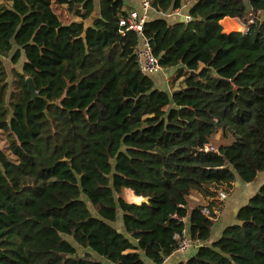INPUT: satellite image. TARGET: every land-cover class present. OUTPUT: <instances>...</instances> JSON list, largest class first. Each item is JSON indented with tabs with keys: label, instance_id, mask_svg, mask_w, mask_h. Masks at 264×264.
<instances>
[{
	"label": "trees",
	"instance_id": "obj_1",
	"mask_svg": "<svg viewBox=\"0 0 264 264\" xmlns=\"http://www.w3.org/2000/svg\"><path fill=\"white\" fill-rule=\"evenodd\" d=\"M149 1L165 16L185 5ZM124 8L0 0V57L26 60L10 73L0 61V264H162L185 230L197 252L179 264H264V183L216 241L224 201H211L264 174V0H197L188 23L147 21L170 92L140 72ZM251 12L249 32L224 33ZM218 134L229 142L204 151Z\"/></svg>",
	"mask_w": 264,
	"mask_h": 264
},
{
	"label": "crops",
	"instance_id": "obj_2",
	"mask_svg": "<svg viewBox=\"0 0 264 264\" xmlns=\"http://www.w3.org/2000/svg\"><path fill=\"white\" fill-rule=\"evenodd\" d=\"M123 2L125 5L124 9L127 13L132 12V11H141L140 0H123ZM193 5H191V4L188 6L184 5L181 11L174 13L172 15H168V16H165L162 14H157L156 12H154L152 10L149 12L148 21L153 20V19H157V18H162V17L169 20L170 23L173 21H176V20L182 21V19L184 17L189 15L190 9L192 8ZM61 10H62V8H61ZM56 14L61 17L59 12ZM221 26L224 30V33H226V34L232 33L231 31H239L240 30V32H242L243 27H244L242 22H240L239 20H236V19H231V18H225L223 21H221ZM0 61L4 62L8 71H9V67H10L11 68L10 72L13 68L22 72V68L18 69L16 66L13 67V65L10 62V59H5V58L0 57ZM159 73H161L160 76L158 75ZM159 73L156 74V75H158V77L152 78L154 83H155V81H157V83H155V85L158 88H160L159 86H164V83H163L164 80L162 79L163 76H166V79L167 78L169 79L171 77L172 73H174V71L162 69ZM219 136L220 135L215 136L213 142H215V140H218L220 138ZM263 183H264V174H261L259 176V178L257 179V181H255L254 183H251V184H244L239 179L237 180V182L235 183L233 193L230 196H228L227 199L223 202L224 207H223L222 212L219 214V216L220 215L221 216L219 218V221L213 227L212 241L218 240L223 235L226 228H228L229 226L234 225L236 223V221H237L236 217H237L239 209L241 207H243L244 205H246L255 196V194L259 191V189L263 185ZM129 193H131V190L127 191V195H126L125 200L128 203H134V202H131V200L129 199V197H130ZM127 199L130 201H128ZM188 200H189V203L191 206H199V205H206L207 204V202H205L203 200V198H201L197 195L190 196ZM218 200H219V196L215 197L214 199H211V201H218ZM134 204H137V203H134ZM121 227H122V224H121ZM121 230H122V228L121 229L119 228V231H121ZM191 249H194V250L192 252L188 251L184 254L183 253H176V252L173 253L167 259V262L165 264H179L180 262H187L192 256H194L196 254L197 246H193ZM147 263H150V262L147 261Z\"/></svg>",
	"mask_w": 264,
	"mask_h": 264
},
{
	"label": "built area",
	"instance_id": "obj_3",
	"mask_svg": "<svg viewBox=\"0 0 264 264\" xmlns=\"http://www.w3.org/2000/svg\"><path fill=\"white\" fill-rule=\"evenodd\" d=\"M141 2V11H132L129 12L127 17L122 19L120 22V27L123 29L120 31L122 36H125L127 33L132 32L139 38V43L135 48L134 56L138 64L139 70L142 74L153 76L156 75L159 71L162 70L159 59L154 55L151 40L145 36L144 26L149 19V12L151 10V4L149 0H140ZM185 21L188 23L191 21L190 16L185 17ZM255 16L251 12L249 15L248 25L245 27V32H249V25L254 24ZM206 152H216V149L211 145L205 148ZM227 195L225 193L219 194V199L225 201ZM207 216L210 215L208 210L204 211ZM186 222V220H183ZM178 241L176 253H186L188 252L194 244L191 241V238L187 231L183 232V236L175 237ZM168 259V258H167ZM167 259L164 260L162 264L167 262ZM154 264V263H151Z\"/></svg>",
	"mask_w": 264,
	"mask_h": 264
},
{
	"label": "rangeland",
	"instance_id": "obj_4",
	"mask_svg": "<svg viewBox=\"0 0 264 264\" xmlns=\"http://www.w3.org/2000/svg\"><path fill=\"white\" fill-rule=\"evenodd\" d=\"M196 0H185V5L186 6H188V5H193L194 4V2H195ZM190 3V4H189ZM54 11L56 12V13H58L59 12V14L61 15V19H62V21H64L65 23H68L69 21H70V16L68 15V13H67V11L64 9H62L61 10V8H58L57 6H55L54 8ZM98 15H99V5H98V2H97V4H96V10H95V13H94V15H93V19H95L96 17H98ZM91 23V21H89L87 24L89 25ZM224 31V30H223ZM243 31H244V33H245V27H243ZM232 33L233 32H240V30L239 31H231ZM25 62H26V60L23 58L21 61H20V63L18 64V66H16L18 69H21L22 68V72H23V65L25 64ZM10 67H9V72H10ZM174 71V70H173ZM160 72V71H159ZM158 72V73H159ZM157 73V74H158ZM160 74L161 73H159L158 75L160 76ZM158 75H153L152 76V78H156V77H158ZM175 75V72L174 73H172V75H171V77L168 79H166V76H163V80H164V86H159L161 89H163V90H165V91H168V92H170V82H172V80H173V76ZM155 83H157V81H155ZM218 135H220L219 137V139L218 140H215V142H213V145L212 146H215V147H218V146H220V145H224V144H227V142H229V141H224L223 139H222V136H221V134H218ZM5 140L3 139V135L0 133V148H4L5 146ZM127 191L128 190H124L123 191V194H122V196H123V198L125 199L126 198V195H127ZM128 200V199H127ZM141 204V203H140ZM221 216V215H220ZM220 216L217 218V221H216V223L219 221V218H220ZM236 223H237V221H236ZM121 225V223H118V224H116V226L117 227H119ZM194 249H190L189 251L190 252H192ZM80 253H83V251H81Z\"/></svg>",
	"mask_w": 264,
	"mask_h": 264
},
{
	"label": "water",
	"instance_id": "obj_5",
	"mask_svg": "<svg viewBox=\"0 0 264 264\" xmlns=\"http://www.w3.org/2000/svg\"><path fill=\"white\" fill-rule=\"evenodd\" d=\"M181 22H185V17L182 19ZM26 82L28 84V91L32 95L33 100L36 99V97L38 96V94H37V90H36V86H35L34 82L30 78L27 79ZM147 201H148V199H144L143 202H147Z\"/></svg>",
	"mask_w": 264,
	"mask_h": 264
},
{
	"label": "bare ground",
	"instance_id": "obj_6",
	"mask_svg": "<svg viewBox=\"0 0 264 264\" xmlns=\"http://www.w3.org/2000/svg\"><path fill=\"white\" fill-rule=\"evenodd\" d=\"M129 195H130L129 199L131 200V202H134V203H137L140 205V203H142L144 201L143 199L135 196L132 191H131V193H129ZM130 200H128V201H130Z\"/></svg>",
	"mask_w": 264,
	"mask_h": 264
}]
</instances>
